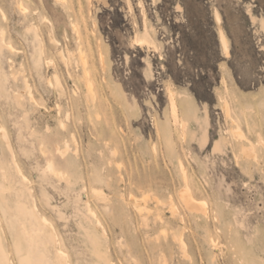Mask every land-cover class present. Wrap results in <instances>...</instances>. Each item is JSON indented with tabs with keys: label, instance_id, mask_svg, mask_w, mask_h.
Here are the masks:
<instances>
[{
	"label": "rangeland",
	"instance_id": "1",
	"mask_svg": "<svg viewBox=\"0 0 264 264\" xmlns=\"http://www.w3.org/2000/svg\"><path fill=\"white\" fill-rule=\"evenodd\" d=\"M32 230L34 264H264V0H0L6 264Z\"/></svg>",
	"mask_w": 264,
	"mask_h": 264
},
{
	"label": "bare ground",
	"instance_id": "2",
	"mask_svg": "<svg viewBox=\"0 0 264 264\" xmlns=\"http://www.w3.org/2000/svg\"><path fill=\"white\" fill-rule=\"evenodd\" d=\"M96 1L100 2V0H96ZM139 5H140V3H139ZM127 7H128L127 8L128 12L131 13L130 6L127 5ZM19 8H20L22 14H24L26 12V8L23 7L22 3L19 4ZM140 9H141L142 14L144 15V12L142 10L141 5H140ZM214 10L216 11V9H214ZM214 17H215L214 19L216 21L215 23H217L219 25V22H221V21L219 18V14L217 12L214 13ZM218 25H217V27H218L217 31H218V35H219V41H220L221 49H222L224 55H227L228 54V44H227V41L225 39V36H224V33H223L221 27H219L220 25L219 26ZM133 26L136 28V24L134 21H133ZM64 29L65 28H62V31H65ZM72 29H73V26H72ZM143 29H144V35L145 36L142 38H138L136 35L134 37H132V39H131L132 46H134L136 48H147V49L155 50L154 44L151 43L147 39L148 32L146 30L145 25H144ZM49 42H50V45L54 48L55 52L57 53L58 59L61 62V64L64 65V67L68 68L69 61H68L66 55L64 54L63 50H61L60 48L57 47L58 43H56V41L50 36H49ZM79 53H80L79 54V63H80L82 70H83V77L82 78H83V81L85 83V87L87 89V93H88L87 95L89 97L93 98L95 96V93H94L93 81H92V79L90 77V73H89L88 63H87L85 57L82 55V52L79 51ZM100 61L102 62V57H100ZM148 64H149V62L147 61V65ZM29 93L31 94V92H29ZM227 103L225 102V105H224L225 109L224 110L226 112V115L231 116L230 115V108H229V105ZM171 112L174 116L177 113L174 102H171ZM232 124L235 125V128L231 129L232 136L238 140H241V141L247 140L245 134L242 132L240 127L234 122L233 119H232ZM240 150L244 156H246V157L252 156L254 158L253 148L251 145H250V147L242 145ZM64 152H66V149L64 150ZM64 152H62V154ZM180 166L183 170V166L181 165V163H180ZM47 169L50 172H55L51 162H49L47 164ZM181 200L184 203V205L191 211L198 212L201 210H205L204 207L202 206V204H200L202 202L198 203V201L196 199H194V197L192 196V194L190 193L189 190H187L181 194ZM203 203L205 204L206 202L203 201ZM133 208L135 210H137L138 212L141 211L140 204L137 202L136 199L133 202ZM23 216H24V214L20 210H17L15 217H16V220L18 222L19 221L21 222V224H24V222L22 221ZM43 222H46V220L44 218H43ZM32 231H33L34 235L29 237V239H27L24 235H20L14 241V248H15L16 253L19 255V263L20 264H34L33 259H32L31 254H30L29 245H28L30 242L33 244H37V245L39 243H42L43 245L45 244V242L42 241L41 238L39 237V235L37 234L38 231L37 230H32ZM47 239H48V233L46 236V240ZM3 250L4 249H3L1 235H0V264H6L5 261L7 262V260H6L7 258L5 256V253ZM59 253H60V258H62V259L66 258L65 253L63 251L60 250Z\"/></svg>",
	"mask_w": 264,
	"mask_h": 264
}]
</instances>
